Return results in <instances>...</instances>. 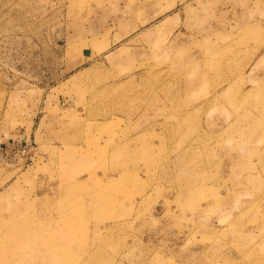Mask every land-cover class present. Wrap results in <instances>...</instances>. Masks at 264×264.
<instances>
[{"label":"rangeland","instance_id":"rangeland-1","mask_svg":"<svg viewBox=\"0 0 264 264\" xmlns=\"http://www.w3.org/2000/svg\"><path fill=\"white\" fill-rule=\"evenodd\" d=\"M14 215L0 264H264V0H0Z\"/></svg>","mask_w":264,"mask_h":264},{"label":"bare ground","instance_id":"bare-ground-1","mask_svg":"<svg viewBox=\"0 0 264 264\" xmlns=\"http://www.w3.org/2000/svg\"><path fill=\"white\" fill-rule=\"evenodd\" d=\"M251 87V86H250ZM252 88V87H251ZM247 90V89H246ZM251 91V90H250ZM249 93V92H248ZM245 94V93H244ZM247 94V93H246ZM253 114V113H252ZM244 115V114H243ZM258 118V117H257ZM253 121V120H252ZM244 122V121H243ZM255 123V122H254ZM261 123V122H260ZM255 125V124H254ZM263 126V125H262ZM232 127V126H231ZM255 127V126H254ZM248 128V127H247ZM250 128V127H249ZM248 128V129H249ZM247 150V149H246ZM262 151V150H261ZM263 155V154H262ZM94 179V178H93ZM100 182V181H99ZM17 220L18 216L14 215L6 220L4 222V227L8 230V234L5 236L4 239H0V250H11L14 251V255H19V254H25L27 252H32L31 250L33 249L34 243H33V238L29 239V231H24L19 229L17 226ZM60 231V230H59ZM62 232V231H61ZM65 232V231H63ZM65 234V233H64ZM57 247L53 248L56 249ZM4 250V251H5ZM48 250V249H47ZM56 251L53 250V252H50L48 256H51L50 259L53 261V264L55 263V257H56ZM8 253V252H7ZM48 254V251H47ZM46 253L44 254L45 256L47 255ZM42 256V255H41ZM7 257V256H6ZM20 257V256H19ZM5 258V257H4ZM32 258V257H31ZM40 259V255H39ZM33 260V259H32ZM51 261V262H52ZM7 264H18V263H11L7 262ZM47 264V263H46Z\"/></svg>","mask_w":264,"mask_h":264},{"label":"crops","instance_id":"crops-1","mask_svg":"<svg viewBox=\"0 0 264 264\" xmlns=\"http://www.w3.org/2000/svg\"><path fill=\"white\" fill-rule=\"evenodd\" d=\"M157 13H159V11H154L153 16L157 15ZM98 15L99 18L94 22V24L97 23L98 29H103V30L109 29L111 31L114 30L115 28L119 30L120 26L126 23L133 25V21L129 23V21L131 20L130 11H126L125 7L123 6H119L115 8L113 7L106 8L105 10L100 11ZM86 53L89 52L87 51Z\"/></svg>","mask_w":264,"mask_h":264}]
</instances>
